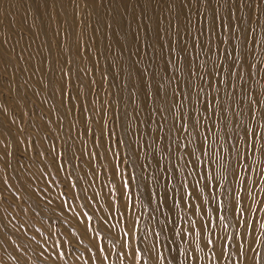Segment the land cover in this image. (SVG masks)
Here are the masks:
<instances>
[{
  "label": "rangeland",
  "instance_id": "obj_1",
  "mask_svg": "<svg viewBox=\"0 0 264 264\" xmlns=\"http://www.w3.org/2000/svg\"><path fill=\"white\" fill-rule=\"evenodd\" d=\"M0 264H264V0H0Z\"/></svg>",
  "mask_w": 264,
  "mask_h": 264
},
{
  "label": "snow or ice",
  "instance_id": "obj_2",
  "mask_svg": "<svg viewBox=\"0 0 264 264\" xmlns=\"http://www.w3.org/2000/svg\"><path fill=\"white\" fill-rule=\"evenodd\" d=\"M257 135V133L253 132V137H255Z\"/></svg>",
  "mask_w": 264,
  "mask_h": 264
},
{
  "label": "bare ground",
  "instance_id": "obj_3",
  "mask_svg": "<svg viewBox=\"0 0 264 264\" xmlns=\"http://www.w3.org/2000/svg\"><path fill=\"white\" fill-rule=\"evenodd\" d=\"M154 258V257H153Z\"/></svg>",
  "mask_w": 264,
  "mask_h": 264
}]
</instances>
